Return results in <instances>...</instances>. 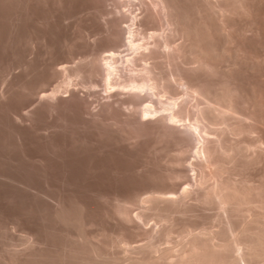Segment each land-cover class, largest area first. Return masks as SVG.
<instances>
[{"label": "bare ground", "instance_id": "obj_1", "mask_svg": "<svg viewBox=\"0 0 264 264\" xmlns=\"http://www.w3.org/2000/svg\"><path fill=\"white\" fill-rule=\"evenodd\" d=\"M45 1L0 0V19L4 15L10 17L11 25L17 26L15 31L22 21L26 27L38 30L47 22L46 12L40 9ZM102 1L112 3L114 8L104 13V33L108 41L91 56L88 65L72 68L77 77L82 74H88L90 78L98 76L102 94L99 95L97 90L99 96L92 94L98 87L92 81V95L79 93L77 89L80 86L76 90H70L73 86H69L66 96L58 95L57 89L45 95L41 93L40 97L46 101L40 100L28 119L32 126L33 114L39 109L48 112L52 118L38 135L39 146L45 151L36 156L42 171L38 173L43 174L50 182L48 184L56 186L58 191L56 182L59 178L65 186V181L75 176L88 171L92 173L98 162L94 163V156L99 148L106 150L109 145L106 143L127 142L135 147L148 139L155 148L164 144V147L177 152H191L196 158L195 164L189 165L191 170L197 167L203 172L202 178L199 177V182L202 179L199 183L202 191L196 193L186 184V188L183 186L180 190H152V195L144 197L145 200L135 197L165 223L161 229L144 231L149 241L143 245L131 247L132 243L129 244L130 241L121 235L108 243L100 238L92 242L82 235L76 239L88 245L87 253L97 264L104 263L103 248L108 245L110 248L120 246L123 248L121 251L129 245L131 248H126L129 264H264V174L254 171L247 174L244 171L264 164V0ZM118 3L125 4L126 11L122 7L120 10ZM136 10L141 11L140 16ZM33 16L36 17L34 22L31 20ZM28 19L35 27L27 24ZM124 20L128 21L126 26L122 25ZM154 22L165 28V35L155 39L160 31L157 36L154 34V38L151 31L145 38L143 31ZM42 32L38 30L37 34L29 33L26 39L23 37L30 45L31 57L36 55L39 43L47 40L46 33L43 35ZM15 39L19 41V38ZM121 47L125 49L120 51ZM68 69L62 65L59 70L64 73ZM3 86L0 88L2 102L10 100L9 88L4 89ZM180 87L185 96L182 94V98L177 99L175 90ZM186 97L190 102L191 99L201 100L206 105L189 110V106L187 109L185 102L180 101ZM67 114L73 115L69 119ZM129 128L133 129L134 137L128 136H132L127 131ZM253 134L256 136L254 139L245 138ZM170 163L181 162L172 159ZM177 173L167 178L177 179L180 176ZM206 181L211 184L203 188ZM60 184L58 186L63 187ZM37 194L50 202L53 208L63 207L57 193L56 196L45 191ZM191 200L196 206L189 204ZM213 206L219 209L213 217V222L218 224L216 232L200 233L196 229L197 226L205 229L202 223L187 222V218L183 223L176 220L175 215L196 218L198 207ZM64 208L62 212L66 210ZM62 214L57 219L61 218L64 224L73 220L67 218V213V217ZM130 214L123 208L115 212L117 217L133 220ZM176 232L187 237L178 244L180 248L176 244L175 248L159 250L156 240ZM26 242V250L15 252V255L26 254L41 243L33 238ZM122 252L126 254V251ZM9 262L16 263L15 259Z\"/></svg>", "mask_w": 264, "mask_h": 264}, {"label": "rangeland", "instance_id": "obj_2", "mask_svg": "<svg viewBox=\"0 0 264 264\" xmlns=\"http://www.w3.org/2000/svg\"><path fill=\"white\" fill-rule=\"evenodd\" d=\"M46 1L42 3L44 6L42 4L40 5V9L44 13L46 12L44 16L47 22L46 25H43L40 29L38 28V30L39 33L44 31L42 32L43 35L46 33L47 40L39 43V49H37L35 55L36 57L30 56L29 49L31 48L25 39L27 36L26 34L30 35L34 32L37 34L38 30L36 28L33 29L32 26L31 29L26 27V24L22 21L23 25L19 24L18 30L16 29L15 31L14 29L17 26L14 27L11 25L10 17L4 15V17L0 19V88L6 85L5 87L3 86V88H9L10 91V100L4 102L0 100V264H10V259H15V264H97L92 259V256L87 253L88 245L76 239L78 235H82L83 237L86 236L84 238H88V240H92V242L100 238V240L104 242L107 241L106 243L115 240V238L121 235L130 241L129 244L132 243L131 247L137 246V244L140 243L141 245L147 243L149 240L144 231H150L156 228L161 229L165 226V223H162L163 221L161 222L159 217L157 219V214H155L154 211L151 212L147 209L148 205L140 203L135 197L140 196L139 198L141 200H145V198L152 195L153 191L180 190L183 186L186 188V184L187 188H191L196 193H200L202 188L199 185L202 179L201 182L199 181L203 176V172L197 167L191 170L189 165L191 163L195 164L196 162V158L191 152H177L171 147H164V144H159L155 148L150 144L148 139L145 140L144 143L142 142L143 144L134 145L135 147L131 144L129 145V143L127 144V142L116 143L111 141L106 143V146L109 144L107 146L108 148L105 147L106 150L99 148V152H96L97 155L94 156V163L96 164L98 161V166L94 165L96 170H91L92 173L88 171L89 173L85 172L83 175L81 174L82 176H75L73 177L74 179L72 178L73 180L70 179L67 182L65 181V186L62 184L64 181H61L62 179L59 178L58 180L61 184L59 181L56 182L58 191L55 185V187H51L52 185L48 184L50 182L47 181L43 174H40L42 171L39 170L40 163H38L37 157L44 154L43 152L45 151H42L43 147L41 145L39 146L40 142L38 135L43 132V128L46 127L52 118H50L51 116L49 113L43 109L36 110V113L33 114V119H31L32 126H30L28 119L31 118V115L29 114L36 109L35 106L36 104L37 106L39 105L40 100H44L40 96L46 93L48 94L55 89L59 90L58 95L61 96L67 95L66 92L69 90V86H73L70 90H76V87L80 86L77 90L85 96L90 95L93 91V95L95 93L97 95L98 93L99 95L100 93L102 94L100 90L101 83H99L100 78L98 76L90 78L88 74H82L83 76L77 77L73 74L72 68L77 65L80 67L88 65L91 62V56L107 43L108 40L105 36L103 26V19L106 17L104 13L114 8L112 3L102 0ZM63 3L65 4L63 5ZM51 4H54L53 7H51ZM120 4H122V6ZM117 5L120 10L122 8V10L127 9L123 3H118ZM139 12L141 11L137 12L140 16ZM33 19L35 21L36 17L33 16L31 20L33 21ZM31 20L28 19L29 22ZM32 21L30 22L31 24L29 22L27 24L29 26H34V24H32L34 21ZM122 23H124L122 25L126 26L128 21L124 20ZM160 27L161 25L154 22L150 24L142 34L147 38L149 35L148 33L153 31L151 35H153L154 38V34L156 33L155 36H157L159 33L158 31H160L161 35L159 33V36L155 37L156 39L166 33L165 28L162 26L161 30ZM164 30L165 32L163 33ZM142 34L141 37H143ZM23 37H25V39H23ZM138 37L141 38L140 36ZM15 38H19V41ZM122 48L123 47L119 48V50L122 51ZM62 65L70 69L66 70L68 73L66 71L63 73L59 70ZM71 71L72 73H69ZM68 80L70 83H68ZM91 81L96 83L98 87H92L90 89ZM182 89L183 88L180 87L178 91L177 89L175 90V98H182V96H180L184 92ZM89 90H91V92ZM95 90H97L98 93ZM183 96L185 95L183 94ZM185 99L179 100L183 101V103L185 102L184 105L187 109L189 106V110L197 106L202 108L206 105L201 100L191 99L190 102V98ZM68 114L67 116H69ZM27 115H29V117H27ZM72 115L73 114H70L67 118L70 119ZM28 122L29 124H27ZM127 131L132 133V136L131 134L128 136L134 137L133 129L129 128ZM249 137H251V135L245 136L247 140L254 139L256 136L253 134L251 138ZM29 138H32V140ZM104 146L105 144L103 147ZM172 159H177L181 163L172 164L170 163ZM165 169H167V171ZM184 171L186 172L185 174ZM244 171L247 174H252L253 171V173L264 174V164H262V166H257L254 170L248 169ZM174 172L175 174L178 172L177 174L180 175L177 179L167 178L168 175ZM200 172H202V174ZM43 179L46 180V182H44ZM208 183L209 181H206L202 187L205 188L211 184ZM59 184L63 186L61 188L64 193L60 186H58ZM194 187L195 189H193ZM48 188H50V191H48ZM196 189L199 190L196 191ZM40 191L53 192L54 195L57 193V198L59 195L60 204L63 205V207L59 205L61 211H59L60 208L58 207L54 206L55 208H53L51 206L52 204L46 199L39 197L37 193ZM191 201L189 204L193 203V205L196 206L195 201ZM64 207L66 210L62 212ZM56 208H58V211L55 210L57 211L55 213L54 209ZM119 208H123L131 213L130 215L133 220L117 217L115 212ZM216 208L214 206L198 207V217L190 218L188 216L183 217L181 215H175V217L178 218L175 219L180 223H183L184 220L186 222V218L187 222L202 223L205 229L200 228L201 226H197L196 229V231L200 230V233H209L210 231L211 233L216 232V230H219L217 228V222H213V217L219 213V209ZM57 213H61L64 217L68 216L67 218H72L73 220H69V223L66 224L65 222L64 224L61 218L60 220L57 219V217H61V214L57 216ZM139 217L143 219L141 220ZM182 217L183 219H181ZM59 221L63 222L64 225ZM68 224L70 226L66 227ZM213 227L216 228L214 229ZM212 229L215 231H212ZM76 233L78 234L76 235ZM173 234L167 238L163 237L156 240L157 246H160L159 250L160 248L161 250L167 249V247L172 249L173 246V248H175L178 244H181L183 240L187 239L182 233L176 232ZM28 238L38 239L41 243L36 245L33 249L28 250L26 254L19 253L15 255V252L26 250V241L29 240ZM116 247L117 248H110L108 245V247L103 248L104 263L102 262L100 264H129L126 257L127 250L131 247L129 246L128 248L126 247L127 250L126 248L122 250L124 252L126 251V254L121 251V249H123L122 247ZM177 248H180V245H178Z\"/></svg>", "mask_w": 264, "mask_h": 264}]
</instances>
